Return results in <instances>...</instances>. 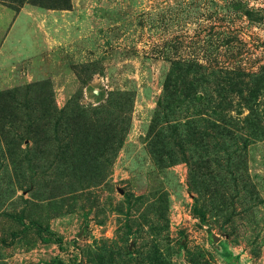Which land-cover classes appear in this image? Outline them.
<instances>
[{"label": "rangeland", "instance_id": "rangeland-1", "mask_svg": "<svg viewBox=\"0 0 264 264\" xmlns=\"http://www.w3.org/2000/svg\"><path fill=\"white\" fill-rule=\"evenodd\" d=\"M0 264H264V0H0Z\"/></svg>", "mask_w": 264, "mask_h": 264}]
</instances>
